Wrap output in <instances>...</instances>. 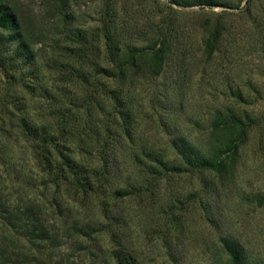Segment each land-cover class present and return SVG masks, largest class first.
I'll use <instances>...</instances> for the list:
<instances>
[{
  "label": "rangeland",
  "instance_id": "obj_1",
  "mask_svg": "<svg viewBox=\"0 0 264 264\" xmlns=\"http://www.w3.org/2000/svg\"><path fill=\"white\" fill-rule=\"evenodd\" d=\"M214 1L203 10H174L175 44L161 73L146 75L132 87L136 103L129 107L133 118L128 133L122 125L114 138L104 142L99 135L97 141L95 132L111 125L102 116L110 107L94 105L89 114L81 110L65 153L89 167L101 166L105 158L98 194L83 199L69 184L55 185L15 129L6 125L7 132L0 130L3 198L36 205L52 236L22 264H113L110 253L118 244L132 253L136 264H219L227 259L222 244L226 237L237 241L249 260L264 261V0H251L249 7L246 0ZM5 3L33 32L48 29L57 18L50 0ZM117 4L124 7V17L130 14L128 0ZM102 5V0H71L73 24L96 28ZM207 18L211 26L221 21L211 56L202 45ZM102 42L93 46L99 49ZM50 57V52L41 54L25 69L29 77L10 88L0 72V100L11 93L9 107L24 103L37 123L51 121L48 116L59 101L70 106V98L81 89L70 77H61ZM96 79L102 82L101 76ZM37 86L58 99L47 100ZM101 94V88L96 90L98 98ZM15 99L20 102L12 103ZM229 107L255 118L234 160L222 173H199L185 165L184 154L207 153L216 138L210 133L213 114ZM51 122L55 131L58 124ZM173 165L184 168H164ZM116 189L128 194L118 197ZM75 222L99 230L80 235L73 229Z\"/></svg>",
  "mask_w": 264,
  "mask_h": 264
},
{
  "label": "trees",
  "instance_id": "obj_2",
  "mask_svg": "<svg viewBox=\"0 0 264 264\" xmlns=\"http://www.w3.org/2000/svg\"><path fill=\"white\" fill-rule=\"evenodd\" d=\"M102 1L96 19L99 26L90 28L73 24L76 19L70 9L71 0H50L57 18L48 29L33 32L24 25L12 6L0 0V72L6 78L8 88L21 83L22 77H29L25 69L47 52L51 53L50 61L59 68L61 77H70L81 88L78 95L70 98V106L59 101L56 112L48 113L51 121L58 124L55 131L51 121L37 123L31 116L30 107H25L24 103L17 107L21 103L18 99L12 100V103L20 102L16 107H9V98L13 95L6 93L0 100V130L7 132L6 125L14 128L15 134L28 144L44 169L50 171L51 181L55 185L62 181L69 184L74 194L83 199L100 192L101 175L107 161L101 157L104 168L89 167L65 153L69 150L67 138L74 137V128L81 122V110L89 114L90 107L94 105L110 107L102 112V116L104 121L111 120V125L105 123L103 132H95L97 141L100 140L99 135L104 136V142L114 138L122 125L123 132L128 133L133 118L129 107L136 103L131 98L132 87L146 79V75H159L175 44L174 10L191 7L203 10L216 4L214 0H128L131 12L124 17L126 11L123 6H118L117 0ZM250 3L251 0H246V7ZM204 26L203 52L211 56L217 47L221 21L211 26L207 18ZM99 40L103 42L98 49L93 42ZM94 55L95 61L92 60ZM96 76L102 77L101 83H97ZM37 88L42 89L47 100L58 99L47 88ZM99 88L102 94L98 98L95 93ZM254 120L236 108L215 110L210 132L216 136L214 143L205 154H184L185 165L199 173H222L246 141ZM62 137L65 139L61 140ZM164 168L181 171L184 167L173 165ZM113 194L123 197L128 191L116 189ZM104 214L108 216L106 210ZM44 221L45 215L36 205L9 203L3 198L0 188V264L30 262L32 250L52 238ZM73 229L85 236L99 230L93 224L78 222L74 223ZM222 242L227 259H220L219 264H264L261 259L249 260L237 241L226 237ZM110 255L113 264H136L132 253L120 244L114 246Z\"/></svg>",
  "mask_w": 264,
  "mask_h": 264
}]
</instances>
